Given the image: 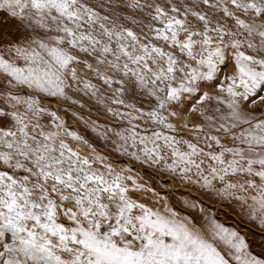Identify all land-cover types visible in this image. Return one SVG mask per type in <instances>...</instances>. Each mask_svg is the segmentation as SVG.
I'll return each instance as SVG.
<instances>
[{"label":"snow or ice","instance_id":"6c2138e0","mask_svg":"<svg viewBox=\"0 0 264 264\" xmlns=\"http://www.w3.org/2000/svg\"><path fill=\"white\" fill-rule=\"evenodd\" d=\"M0 16V264H264V239L200 199L264 235V0H0ZM134 164L194 189L180 203L200 226Z\"/></svg>","mask_w":264,"mask_h":264},{"label":"rangeland","instance_id":"374dc122","mask_svg":"<svg viewBox=\"0 0 264 264\" xmlns=\"http://www.w3.org/2000/svg\"><path fill=\"white\" fill-rule=\"evenodd\" d=\"M50 107L55 108V103H52ZM62 116H64L67 126L75 131H78L81 135L85 136L87 139H90L95 146L105 154H111L110 153V146L105 145L104 141L99 140L97 137L94 136L93 133L86 127H84L82 124L75 123L73 119L71 118V113H68V115H65L63 112L60 113ZM87 113H85V116ZM112 159L115 163L119 165L127 164V158H120L117 157L115 154H112ZM133 168L135 170H139L142 175H144L145 180L149 181L152 186H154L157 191L159 192L160 196L165 197L167 196L169 198L170 203L181 212L182 215H188L190 217H193L196 220L197 226H200L202 223V219L199 216L198 210H191V209H185L180 201L186 197H199V194L194 189H187L180 185H172V181L169 179V177L165 176H158L157 174H152L150 170L145 171L143 169H140L139 165L134 164ZM149 198V202L151 203L155 198L151 197L149 194H145ZM202 202L208 204L209 207H211L217 216V219L223 222L226 226H230L234 229H237L240 231L243 235L247 237L249 242L252 244L253 249H256V245L259 242L260 239H264V235H262L258 229L257 226L253 224L243 223L238 220V218L234 214L226 215L225 213L229 210L223 206L218 207L215 204H212L211 201H208L204 198H200Z\"/></svg>","mask_w":264,"mask_h":264},{"label":"built area","instance_id":"2783aa9c","mask_svg":"<svg viewBox=\"0 0 264 264\" xmlns=\"http://www.w3.org/2000/svg\"><path fill=\"white\" fill-rule=\"evenodd\" d=\"M4 20V17L3 16H0V21H3Z\"/></svg>","mask_w":264,"mask_h":264}]
</instances>
